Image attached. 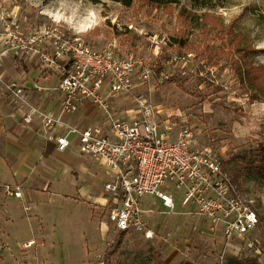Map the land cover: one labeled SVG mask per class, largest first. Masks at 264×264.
<instances>
[{
    "label": "rangeland",
    "instance_id": "obj_1",
    "mask_svg": "<svg viewBox=\"0 0 264 264\" xmlns=\"http://www.w3.org/2000/svg\"><path fill=\"white\" fill-rule=\"evenodd\" d=\"M179 1L193 6L192 0ZM209 3L210 12L243 35V44L250 46L245 58L264 67V0ZM177 10L173 5L172 13H167L161 7L141 6L137 0L129 7L113 0H0V14L23 30L56 26L96 49L113 44L121 55L133 51L160 60L176 54L167 43L175 32ZM190 36L202 40L199 32ZM216 67L219 85L191 72L139 85L127 95L114 96L113 101L121 114L133 115L138 107L135 98L142 95L162 123L198 131L201 144L210 145L220 158L235 193L260 217L255 231L243 239L234 238L220 257L224 240L209 234L198 214L188 212L181 204L182 191L174 186L173 209L162 208L153 195L142 197L144 206L154 210L147 215L155 230L151 240L137 233L105 234L108 223L103 206L78 193L59 190L50 195L48 189L36 188L41 197L30 200V210L14 199L2 196L0 200V264H95L99 255L105 264H156L157 260L165 264H264V185L254 168L259 164L254 159L257 145L264 141V96L254 98L255 91L243 86L227 58H218ZM54 77L47 82L41 74L35 82L49 86ZM95 120L83 112L72 124L82 127ZM96 191L104 194L102 184ZM28 239L35 244L23 248L22 241Z\"/></svg>",
    "mask_w": 264,
    "mask_h": 264
},
{
    "label": "built area",
    "instance_id": "obj_2",
    "mask_svg": "<svg viewBox=\"0 0 264 264\" xmlns=\"http://www.w3.org/2000/svg\"><path fill=\"white\" fill-rule=\"evenodd\" d=\"M4 57L34 61L42 75L56 77L52 89L58 92L59 101L52 109L27 104L23 81L1 75L0 81L13 99L28 105L20 111L22 122H38L59 152L70 149L73 141L69 136L74 134L77 154L99 165L107 195L105 234L137 233L144 240L153 239L155 230L147 215L154 210L144 206L142 197L153 195L162 208L173 209L171 186L182 191L181 204L205 221L208 233L224 240L220 257L234 238L243 239L257 229L256 211L235 193L220 158L210 145L201 144L198 131L162 123L142 95L135 98L138 107L133 115L121 114L113 101L114 96L127 95L139 85L191 72L204 82L219 85L216 65L196 59L191 52L163 60L133 51L121 55L113 44L96 49L51 25L23 30L0 14V60ZM31 87L44 89L37 83ZM85 105L96 117L92 124L79 127L66 120ZM2 190L21 197L19 184H5ZM31 208L24 205L25 210ZM34 244L31 239L22 247ZM95 264H105L104 258L99 255Z\"/></svg>",
    "mask_w": 264,
    "mask_h": 264
},
{
    "label": "crops",
    "instance_id": "obj_3",
    "mask_svg": "<svg viewBox=\"0 0 264 264\" xmlns=\"http://www.w3.org/2000/svg\"><path fill=\"white\" fill-rule=\"evenodd\" d=\"M33 64L36 63L4 57L0 60V75L23 81L27 104L45 109L55 108L59 101L58 92L52 89L56 85V77L54 83L37 91L31 85L36 83L35 78L41 73L38 66L35 69ZM44 76L47 82L52 78V75ZM27 108L26 103L13 99L5 83L0 81V200L4 196L23 205L30 204L31 199L41 197L36 190L40 188L48 189L50 195L59 190L78 193L95 205L103 206L105 196L102 191H96V187H100L103 182L99 165L77 154L75 137L68 151H57L54 141L46 138L38 122L26 124L21 121L20 111ZM83 112L90 119L94 118V113L85 105L77 113L67 116L66 120L72 123L77 114ZM5 184H19L21 197L6 195L2 190ZM15 233L24 235L25 231Z\"/></svg>",
    "mask_w": 264,
    "mask_h": 264
},
{
    "label": "trees",
    "instance_id": "obj_4",
    "mask_svg": "<svg viewBox=\"0 0 264 264\" xmlns=\"http://www.w3.org/2000/svg\"><path fill=\"white\" fill-rule=\"evenodd\" d=\"M113 1L129 7L136 0ZM137 1L141 6H147L152 9L161 7L167 13H172L173 5L177 6L176 28L173 35L170 36L167 46L173 47L176 54L193 52L199 59L213 65H217L218 58H227L230 66L239 75L243 86L255 91L254 98H257V95L264 96V67L254 65L245 58L247 49L250 46L243 44V35L240 32L225 24L222 17L210 12L211 7H213L209 3L211 0H192V7L181 4L179 0ZM193 32H199L202 35V40L198 41L192 38L190 35ZM212 41H216L217 44L214 45ZM254 159L259 162L254 168L264 185V141L259 142L257 145ZM258 218L257 228L261 224L260 217ZM156 264L165 263L162 260H157Z\"/></svg>",
    "mask_w": 264,
    "mask_h": 264
}]
</instances>
